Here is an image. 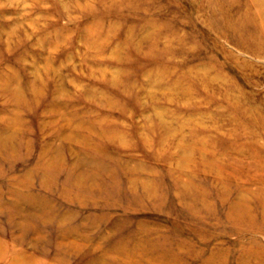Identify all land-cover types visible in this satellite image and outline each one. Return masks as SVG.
Masks as SVG:
<instances>
[{
	"label": "rangeland",
	"instance_id": "obj_1",
	"mask_svg": "<svg viewBox=\"0 0 264 264\" xmlns=\"http://www.w3.org/2000/svg\"><path fill=\"white\" fill-rule=\"evenodd\" d=\"M253 2L0 0V264H264Z\"/></svg>",
	"mask_w": 264,
	"mask_h": 264
},
{
	"label": "bare ground",
	"instance_id": "obj_2",
	"mask_svg": "<svg viewBox=\"0 0 264 264\" xmlns=\"http://www.w3.org/2000/svg\"><path fill=\"white\" fill-rule=\"evenodd\" d=\"M251 1H253V0H251ZM253 6L257 9H264V0H254V2H253ZM264 15V14H263ZM253 20H257V19H260V17H258V16H255V15H253ZM252 18H247V20H251ZM245 22H247V21H245ZM244 25V24H243ZM151 30H152V28H151ZM1 31V30H0ZM259 33L261 34V35H264V29H260L259 30ZM1 37V36H0ZM248 50H251V49H249L248 48ZM92 52V51H91ZM93 53V52H92ZM129 57V56H128ZM46 58H47V56H46ZM49 65V64H48ZM90 69H91V66H90ZM119 69V68H118ZM121 69V68H120ZM197 69V68H196ZM108 70V69H107ZM203 70V69H202ZM197 71H199V70H197ZM205 71V70H204ZM112 72V71H111ZM189 72V71H188ZM114 74V73H113ZM112 75V74H111ZM111 78H112V76H111ZM119 83V82H118ZM117 83V84H118ZM60 84V83H59ZM232 84V83H231ZM114 85V84H113ZM229 85H230V83H229ZM118 86V85H117ZM141 86V85H140ZM148 87V86H147ZM33 88V87H32ZM60 88V87H59ZM158 88V87H157ZM149 89H151V88H149ZM154 90H157V89H154ZM56 91V90H55ZM222 92V91H221ZM241 92V91H240ZM56 93H57V91H56ZM131 93V92H130ZM40 94H41V92H40ZM61 94V93H60ZM131 95V94H130ZM134 95V94H133ZM145 95V94H144ZM148 95V94H147ZM150 95V94H149ZM142 96V95H141ZM22 97V96H21ZM131 97V96H130ZM243 97H245L244 95H243ZM150 98V97H149ZM115 101V100H114ZM166 102V101H165ZM168 102V101H167ZM170 102H171V100H170ZM103 104V103H102ZM115 104H116V102H115ZM220 105V104H219ZM123 110H125V109H123ZM61 112H62V110H61ZM126 112V111H125ZM61 115V114H60ZM60 115H59V117H60ZM65 117V116H64ZM129 117H130V115H129ZM56 118V117H55ZM68 118V117H67ZM206 119V118H205ZM49 120H52V119H48V121ZM53 120H54V118H53ZM55 120H57V119H55ZM65 120H67L66 118H65ZM112 120V119H111ZM121 121V120H120ZM119 121V122H120ZM22 122V121H21ZM69 123V122H68ZM114 123V122H113ZM64 124V123H63ZM66 125H67V123H66ZM69 125V124H68ZM159 125V124H158ZM245 126V125H244ZM159 127V126H158ZM211 127V126H210ZM197 128H199L198 126H197ZM54 129V128H53ZM244 129V128H243ZM90 131H92V130H90ZM67 132V131H66ZM93 133V132H92ZM64 134V133H63ZM231 134V133H230ZM142 135H144V134H142ZM214 135V134H213ZM62 137H63V135H62ZM145 138H147V137H145ZM60 139V138H59ZM67 139V138H66ZM142 139V138H141ZM88 144V143H87ZM162 145V144H161ZM163 146V145H162ZM49 147V146H48ZM46 151H48L47 149H46ZM45 153V152H44ZM178 154V153H177ZM203 156V155H202ZM201 156V157H202ZM47 161V160H46ZM51 161V160H50ZM200 162V161H199ZM206 162V161H205ZM193 164V163H192ZM195 166V165H194ZM249 166V165H248ZM191 167V166H190ZM229 215V214H228Z\"/></svg>",
	"mask_w": 264,
	"mask_h": 264
}]
</instances>
